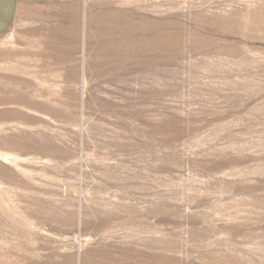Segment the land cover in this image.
I'll use <instances>...</instances> for the list:
<instances>
[{
    "label": "rangeland",
    "instance_id": "obj_1",
    "mask_svg": "<svg viewBox=\"0 0 264 264\" xmlns=\"http://www.w3.org/2000/svg\"><path fill=\"white\" fill-rule=\"evenodd\" d=\"M0 264H264V0H19Z\"/></svg>",
    "mask_w": 264,
    "mask_h": 264
},
{
    "label": "crops",
    "instance_id": "obj_2",
    "mask_svg": "<svg viewBox=\"0 0 264 264\" xmlns=\"http://www.w3.org/2000/svg\"><path fill=\"white\" fill-rule=\"evenodd\" d=\"M19 12V0H0V37L15 22Z\"/></svg>",
    "mask_w": 264,
    "mask_h": 264
}]
</instances>
